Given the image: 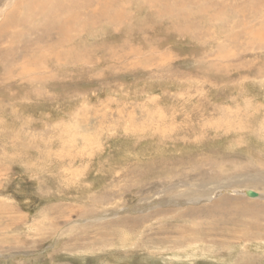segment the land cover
Here are the masks:
<instances>
[{
    "label": "rangeland",
    "instance_id": "obj_1",
    "mask_svg": "<svg viewBox=\"0 0 264 264\" xmlns=\"http://www.w3.org/2000/svg\"><path fill=\"white\" fill-rule=\"evenodd\" d=\"M150 1L72 8L59 44L0 0V264H264V214L236 210L264 204V0ZM202 171L222 184L192 202Z\"/></svg>",
    "mask_w": 264,
    "mask_h": 264
},
{
    "label": "bare ground",
    "instance_id": "obj_2",
    "mask_svg": "<svg viewBox=\"0 0 264 264\" xmlns=\"http://www.w3.org/2000/svg\"><path fill=\"white\" fill-rule=\"evenodd\" d=\"M23 2V1H22ZM173 2V1H172ZM174 2H176V0H174ZM244 2V1H243ZM248 2H251V1H248ZM126 3H127V0H25V7H24V9L26 8V13L24 12V14H26V16L25 15H23L22 17H21V19H19V21L18 20H15V18H13V17H11L10 16V18H9V20L5 23V27L6 26H12L11 24H19V23H31L32 22V24H33V22L34 21H39V20H41V22L40 23H56V25H58V23H64V25H62V26H60L59 27V29H60V31H61V34H63V35H65V37H63V38H65V40L64 39H58V43L59 44H63V42H65V41H68V42H73V39H72V37L70 36V34H69V32L70 31H72L73 30V28H74V20H72V19H70L71 17H70V14L72 13L71 12V10H72V8H73V12L75 13H78V12H81V9H79L80 11H78L77 12V9L80 7V6H82V7H86L85 9H87V8H90V7H92V6H94V5H99V7L100 8H98V9H100L99 11H101V13L100 14H97V16L95 17V15H94V17H95V19L97 18V20H101V19H105L106 20V22H108V23H112V24H114L112 21L113 20H115L114 22L115 23H119V21H117V17H119V18H121V17H123V11L121 10V7H123V5H126ZM177 3V2H176ZM206 3V2H205ZM227 3V2H226ZM201 5H199V7H201L199 10H197V12H198V14L200 13H205V14H207V12L209 13L210 11H209V8H207L206 7V5L204 4V1L203 2H201L200 3ZM252 4V3H251ZM262 4V3H261ZM148 6H151V7H154L155 8V11H154V16H161V15H163V17H164V15H166L167 16V14H169V15H172V16H174L177 12L174 10V8L175 7H173L174 5H172L170 2H169V0H151L148 4H147ZM178 5V4H177ZM179 5L181 6V8H183V2H179ZM247 4L245 3V6H246ZM75 7H77V9H74ZM95 7V6H94ZM128 7V6H127ZM247 7H248V5H247ZM120 8V9H119ZM239 8H241V7H239ZM251 9H252V7H250ZM23 9V8H22ZM84 9V10H85ZM163 9V10H162ZM228 9V8H227ZM242 9V8H241ZM222 10H224V7H223V9ZM229 10V9H228ZM227 10V11H228ZM179 11V10H178ZM182 11V10H181ZM181 11H179V12H181ZM233 11L235 12V10L233 9ZM232 11V13L233 14H236V13H234ZM240 11V10H239ZM242 11V10H241ZM85 12V11H84ZM95 12V11H94ZM174 12H176V13H174ZM246 12V11H245ZM249 12V11H248ZM247 12V13H248ZM251 12V11H250ZM254 12V11H253ZM252 12V13H253ZM86 13V12H85ZM211 13V12H210ZM210 13H209V16H210ZM214 13V12H213ZM219 13H222V12H216V13H214V14H212L210 17H212V18H214V20H216V19H218V17H220V14ZM227 13H229V12H227ZM227 13H224L225 14V16H224V18L226 17V14ZM232 13H230V14H232ZM79 14V13H78ZM77 14V15H78ZM81 14H83L82 12L79 14L80 16H81ZM88 14H90V13H87V15ZM183 14V13H182ZM191 14V12H189V14L187 15V16H189ZM198 14H197V16H198ZM229 14V15H230ZM232 14V15H233ZM255 14H257V13H255L254 12V15ZM77 15L75 14V16H76V19H78L77 18ZM78 15V16H79ZM93 15V14H92ZM223 15V14H222ZM231 15V16H232ZM242 15V14H241ZM241 15H238V17L239 16H241ZM12 16H13V14H12ZM74 16V15H73ZM79 16V18H81ZM84 16V15H83ZM177 16V15H176ZM186 16V17H187ZM204 16V15H203ZM230 16V20H231V22H232V17ZM234 16V15H233ZM243 16L244 15H242L241 16V18H243ZM260 16V15H259ZM258 16V17H259ZM9 17V16H8ZM162 17V16H161ZM47 19L46 20V22H43L42 20L43 19ZM87 18V17H86ZM124 18V17H123ZM154 18H156V17H154ZM177 18V17H176ZM182 18H183V16H182ZM223 18V16L221 17V19H224ZM227 18V17H226ZM226 18L224 19L225 20V22H226ZM240 18V19H241ZM8 19V18H7ZM94 19V20H95ZM194 19V18H193ZM202 19H204V18H202ZM206 19V18H205ZM221 19H219V20H221ZM227 19H229V18H227ZM82 20H85V19H83L82 18ZM183 20V19H182ZM185 20V19H184ZM190 20V19H189ZM201 20V19H200ZM206 20H208V19H206ZM205 20V21H206ZM211 20V19H210ZM210 20H208V21H210ZM230 20H228V21H230ZM244 20V19H243ZM79 21V20H78ZM87 21V20H86ZM104 21V20H103ZM102 21V22H103ZM174 21L176 22V20L174 19ZM205 21H202V22H205ZM207 21V23H209ZM212 21V20H211ZM211 21H210V23H211ZM227 21V22H228ZM233 21H234V19H233ZM246 20H244V22H245ZM76 22V21H75ZM88 22V21H87ZM92 21H90V23H91ZM224 22V21H223ZM78 23V22H77ZM97 23V22H96ZM105 23V22H104ZM131 23H132V21H131ZM177 23V22H176ZM182 23V22H181ZM185 23V22H184ZM206 23V24H207ZM219 23V22H218ZM222 23V22H221ZM239 23V22H238ZM31 24V25H32ZM180 24V23H179ZM212 24V23H211ZM223 24V23H222ZM227 24V23H226ZM29 25V24H28ZM217 25H219V24H217ZM217 25H215V26H217ZM225 25V24H224ZM14 26V25H13ZM44 26H47V25H44ZM53 26V25H52ZM113 26V25H112ZM180 26V25H179ZM184 26V25H183ZM212 26V25H211ZM214 26V27H215ZM220 26H222V25H220ZM227 26H229V25H227ZM39 27V26H38ZM38 27H36V29H38ZM43 28V27H42ZM51 28V27H50ZM114 28V27H113ZM173 28V27H172ZM181 28V27H180ZM180 28H178V29H180ZM219 28V27H218ZM224 28V27H223ZM39 29H40V27H39ZM170 29V28H169ZM175 29V28H174ZM177 29V30H178ZM228 29H230V27L228 28ZM7 30V29H6ZM121 30V29H120ZM167 30V29H166ZM34 31H36V30H34ZM44 31H45V28H44ZM48 31H49V28H48ZM53 31V30H52ZM125 31V30H124ZM127 31V30H126ZM25 32V31H24ZM32 32V31H31ZM43 32V31H42ZM50 32V31H49ZM54 32V31H53ZM174 32V31H173ZM184 32V31H183ZM127 33V32H126ZM175 33V32H174ZM44 35L45 34H47V33H43ZM49 34V33H48ZM251 37H253V39H254V37H259V39L260 38H262V36H263V34H264V21L262 22V23H260V26H259V28L258 29H256V28H253V30L251 31ZM131 35V34H130ZM47 37V36H46ZM132 37V36H131ZM188 37V36H187ZM234 37V36H233ZM47 38H49V36L47 37ZM61 38V37H60ZM183 38V37H182ZM256 39V38H255ZM28 44H32V43H30L28 40L26 41ZM235 42V41H234ZM25 44L23 47H26L28 44ZM44 43V42H43ZM78 43V42H77ZM80 43V42H79ZM261 44L263 45L264 44V40H262L261 41V43H260V46H261ZM56 45V44H55ZM72 45V44H71ZM30 47V46H29ZM261 48H262V46H261ZM34 51V50H33ZM39 51V50H38ZM223 51V50H222ZM69 52H73L72 50H70ZM39 53V52H38ZM43 53V52H42ZM48 54V53H47ZM55 54V53H54ZM68 54V53H67ZM46 55V54H45ZM35 56V55H34ZM37 56V55H36ZM47 56V55H46ZM39 57V56H38ZM48 57V56H47ZM59 57V56H58ZM62 57V56H61ZM61 57H59V58H57L60 62L62 61L61 60ZM3 58V57H2ZM8 58V57H7ZM29 59H31V57H29ZM46 59V58H45ZM2 60V59H1ZM26 60V59H25ZM24 60V61H25ZM44 60V59H43ZM52 60V59H51ZM8 61V60H7ZM67 61V60H66ZM65 61V62H66ZM4 62H6V61H4ZM27 62V61H26ZM33 62V61H32ZM45 62V61H44ZM49 62V61H48ZM37 63L38 62H36V64L34 63L33 65H37ZM52 63V62H51ZM0 64H2V63H0ZM11 65L12 64H9L8 62H7V64H6V67H5V65H3V67L5 68V69H8V67L10 66L11 67ZM22 66V65H21ZM37 66H41V63H40V65H37ZM20 68H22L23 70L22 71H24V72H26V68H27V65L25 66V64L23 65V67H20ZM29 71V70H28ZM202 172H204V175H206L207 176V178L205 177H203L204 179H206V181L208 182L207 184H206V182H205V184L203 185V191H202V195H196L195 193L194 194H187V195H184V197H189V198H191V201L192 202H199V201H212L211 199L213 198V196H212V194L215 192V190H216V186L217 185H221L222 183L220 182V180L219 181H215L214 180V177H215V174H213V172L212 173H208V172H206V171H202ZM222 173V172H221ZM198 174V173H197ZM196 174V175H197ZM180 175V174H179ZM203 175V174H202ZM189 176V175H188ZM194 177H196V176H194ZM181 179V178H180ZM185 180V179H184ZM204 181V180H203ZM227 181H230V180H225L224 182H227ZM223 182V181H222ZM231 182V181H230ZM250 182L252 183V184H259V183H261L262 185L264 184V177H262L261 178V175H260V173H258V174H255L254 175V177H252V178H250ZM188 183V182H187ZM215 184H217V185H215ZM224 184V183H223ZM230 184V183H229ZM228 183L226 184V186L227 185H229ZM202 185V184H201ZM210 185V186H209ZM231 185V184H230ZM228 188V187H227ZM196 189V188H195ZM195 191V190H194ZM183 193V192H182ZM188 193V192H187ZM185 194V193H184ZM248 195H249V193H247ZM179 196V195H178ZM199 196V197H198ZM250 196H252V197H256L257 195H250ZM182 197V196H181ZM183 198V197H182ZM261 198H262V196H261ZM188 199V198H187ZM228 200H230V199H228ZM238 200H239V198H238ZM225 201H227V198H222L221 200H220V202H216L218 205L217 206H215L214 204L212 205V206H210L208 209H209V211H211V212H213L214 210L217 212V210H218V208L220 207L219 205H224L225 204ZM233 201V200H232ZM246 203V204H245ZM249 203V202H248ZM237 205V204H236ZM236 205H234V206H232L233 208L235 207H237ZM224 206H226V204L224 205ZM229 206H231V204L229 203ZM239 207V208H238ZM237 208H236V210H239V212L241 211L242 213H253V215L254 216H259V215H262V214H264L263 212V210H264V204H261V203H254L253 202V204H251V203H249V204H247V202H244L241 206H240V204H239V206H238ZM221 208H223V207H221ZM228 211L229 210H232V211H234V209H231V208H226ZM203 211V210H202ZM219 215V214H218ZM252 215V214H251ZM134 221V220H133ZM225 221V220H224ZM212 225V224H211ZM251 226V225H250Z\"/></svg>",
    "mask_w": 264,
    "mask_h": 264
}]
</instances>
